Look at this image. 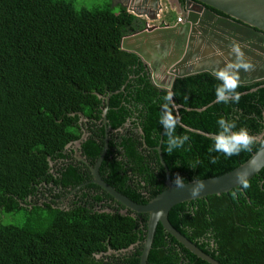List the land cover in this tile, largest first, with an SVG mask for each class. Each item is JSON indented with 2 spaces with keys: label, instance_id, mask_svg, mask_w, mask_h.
<instances>
[{
  "label": "trees",
  "instance_id": "trees-1",
  "mask_svg": "<svg viewBox=\"0 0 264 264\" xmlns=\"http://www.w3.org/2000/svg\"><path fill=\"white\" fill-rule=\"evenodd\" d=\"M76 1L0 0V211L22 213L24 219L21 225L0 224V264H140L148 215L96 211L91 202L65 210L34 201L40 189H74L91 179L73 168L55 175L50 163L64 159L66 147L82 137L80 119L71 114L83 113L95 124L103 120L107 105L98 95L113 94L109 127L131 125L113 145L119 151L110 143L101 176L137 204L166 189L158 147L172 182L179 174L190 183L237 169L261 146L255 139L251 151L230 158L210 152L221 117L236 122L234 131L246 128L255 138L263 134L264 80L240 84L238 103H215L219 81L204 73L174 82L176 132L189 142L168 154L159 118L161 98L170 91L153 83L138 55L121 49L122 40L142 31L144 23L123 7L116 13L111 3L90 8ZM103 148L104 141L99 145L94 138L82 147L93 161ZM197 160L198 167L191 168ZM248 184L177 205L169 220L220 264H264V169ZM93 188L96 195L86 192L83 198L99 203L102 192L113 199ZM138 243L130 253L108 255ZM148 264L209 263L160 224Z\"/></svg>",
  "mask_w": 264,
  "mask_h": 264
},
{
  "label": "water",
  "instance_id": "water-1",
  "mask_svg": "<svg viewBox=\"0 0 264 264\" xmlns=\"http://www.w3.org/2000/svg\"><path fill=\"white\" fill-rule=\"evenodd\" d=\"M162 1L127 0V3L121 4L137 18L146 19V21L143 20L145 28L125 37L122 40L121 49L141 58L149 68L152 81L157 87L173 93L172 88L177 79L203 72H209L214 76L215 72L229 63L222 58L218 61L210 58L200 60L201 45L195 37L208 31L221 33L223 43L229 46L234 42H239L247 48L244 51L246 59L254 65L255 70L245 72L241 69L240 84H252L264 80V0H187L184 10L180 0H165L173 9L176 5L177 11L183 15L184 21L173 26L165 25L150 29L148 24L158 20V14L164 8ZM213 10L222 13L224 17L219 16ZM151 14L154 15L151 16ZM205 43H210V40H206ZM201 65H205L203 69L199 68ZM112 95L109 94L107 97L98 95V98L104 100L107 105L103 111L105 123H107L108 105ZM70 116L78 117L80 125L88 121L83 113H73ZM255 139L261 142L259 150L237 169L217 178L202 180L205 187L197 197H192L191 187L198 180L186 183V187L183 189H178L173 185L161 147H158L157 151L166 175V189L145 205L135 203L101 177L100 168L109 150V143L106 142L98 162L94 167H91L92 183L125 208L122 214L126 215L128 211H132L137 215H148L147 233L140 256V264H148L155 234L160 224L167 233L199 259L209 264H220L178 231L170 222L169 215L177 205L207 199L214 195L221 196L240 188L238 176H244L247 181H250L259 175L264 169V132ZM86 141V136L83 135L79 141L71 143L69 147L73 145L77 150L81 149ZM50 166L53 167L54 163L51 162ZM139 246L138 243L119 252L110 250L108 255L130 253ZM98 258H101V255Z\"/></svg>",
  "mask_w": 264,
  "mask_h": 264
},
{
  "label": "flooded vegetation",
  "instance_id": "flooded-vegetation-1",
  "mask_svg": "<svg viewBox=\"0 0 264 264\" xmlns=\"http://www.w3.org/2000/svg\"><path fill=\"white\" fill-rule=\"evenodd\" d=\"M112 2L115 7L120 6L122 8L123 6L121 4L127 3V0H112ZM164 2L165 0L162 1L163 7H164ZM186 2L187 0H180L183 10L185 8ZM174 6L175 8L173 9L168 4L167 7L168 9L166 11L162 9L161 12L158 14V20L160 19L161 16L164 19L162 23L163 25L158 26L154 24L151 25V23H149L148 28L150 29L156 27L160 28V27H164L165 25L173 26L179 22H183L184 21L183 15L179 14L176 5ZM153 15L154 14H151V16ZM167 19L168 20L175 19V20L173 24H171L166 21ZM158 20H156L155 22H158ZM140 21L144 23L146 19L144 21L140 19ZM195 38L199 40L198 42L201 45V51H200V54H202L200 59L201 61L205 60V58L214 59V61H218V59L222 58L225 62H229V63L235 61V57L230 54L231 46L223 43L221 33L216 31H208L207 33L204 32L200 33ZM206 40H210V43L206 44L205 43ZM241 48L243 51L247 50V48L244 45H241ZM204 66L205 65H201L199 68L203 69ZM204 73H209V72H203L200 74H204ZM79 126L82 132V136L85 135L87 141L90 140L91 138H94L97 139V141H99V145H101L102 141H104V148L107 141L109 143L108 144L109 147L111 142H112L111 143L112 146L114 144L118 145L119 143L117 142L119 140V137L125 135L126 133H128V131L131 130L130 127L131 125L129 122L125 124L124 128L112 129L111 127L108 126L107 123H105L104 120L99 121L97 122V124H95L94 122H90L88 119L87 122H84L81 125L79 123ZM104 129H105V136H103ZM138 131H139L138 128L137 129L133 128L134 133H137ZM119 142L121 143L122 140H120ZM69 145L66 147V151L64 152L65 154L64 159L55 162L51 172L55 175H58L63 168H67V169L73 168L78 170L79 174L84 175L83 177H87V175H90L91 179H87L84 183H82L80 186L74 189H70V188L63 189L62 187H57V186L56 187L49 186L45 189H40L34 201L38 202V204H40L41 206L45 204H49L52 205L54 208L65 209V210H70L77 206L85 205V203L87 202H91L90 207L93 206L92 209L96 211H100V210L111 211L112 209H117L121 212L125 211V208L121 204L116 202L114 199H108V197L105 198L102 192L100 193V197H102L103 200H101L99 203L93 202L94 201L93 199L83 198V194L86 192L96 195V192L94 191L95 188H93V185L95 184L92 183L93 176L91 172V167H94L98 162V160L96 161L91 160L87 155H85L82 148L77 150L75 146L72 145L71 147H69ZM114 149L116 151H119V149L116 146H113V150Z\"/></svg>",
  "mask_w": 264,
  "mask_h": 264
},
{
  "label": "clouds",
  "instance_id": "clouds-1",
  "mask_svg": "<svg viewBox=\"0 0 264 264\" xmlns=\"http://www.w3.org/2000/svg\"><path fill=\"white\" fill-rule=\"evenodd\" d=\"M230 54L235 57V61L227 63L222 69L214 73V79L219 81L215 88V103H238L240 101V93L237 89L240 87V70L245 72L254 71V65L245 57V53L240 43L234 42L231 45ZM161 114L159 123L163 128V135L167 137V152L171 154L174 150L183 148L189 142V136L177 134L178 118L173 115L172 108L174 106L173 93L168 92L162 98ZM218 132L212 137L213 145L210 152L221 153L225 158L237 156L243 151H251L255 143L253 137L246 128H240L234 131L237 125L233 120L221 117L217 121ZM217 157H212L211 162L215 163ZM200 161L197 160L190 165L195 169ZM52 168V167H51ZM238 183L242 188L249 186L244 176L237 177ZM173 185L178 189L186 187L185 179L179 174L173 179ZM205 184L201 181L194 182L191 187L192 197H197L204 190Z\"/></svg>",
  "mask_w": 264,
  "mask_h": 264
},
{
  "label": "rangeland",
  "instance_id": "rangeland-1",
  "mask_svg": "<svg viewBox=\"0 0 264 264\" xmlns=\"http://www.w3.org/2000/svg\"><path fill=\"white\" fill-rule=\"evenodd\" d=\"M78 6H87V7H99V6H105L108 3H111V6L115 10L116 13H119L121 10V7H115L112 0H77L76 1ZM167 1L164 2V8L163 10L166 11L168 8ZM145 20V19H142ZM163 17L161 16L158 22L151 23V25H163ZM175 19L172 20H166L167 22L173 24ZM165 25V24H164ZM24 222L23 214H13V213H6L4 211H0V224H13V225H21Z\"/></svg>",
  "mask_w": 264,
  "mask_h": 264
}]
</instances>
